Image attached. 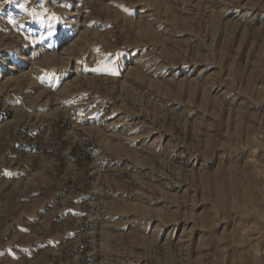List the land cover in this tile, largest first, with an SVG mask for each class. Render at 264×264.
<instances>
[{
	"label": "rangeland",
	"instance_id": "1",
	"mask_svg": "<svg viewBox=\"0 0 264 264\" xmlns=\"http://www.w3.org/2000/svg\"><path fill=\"white\" fill-rule=\"evenodd\" d=\"M0 264H264V0H0Z\"/></svg>",
	"mask_w": 264,
	"mask_h": 264
},
{
	"label": "bare ground",
	"instance_id": "2",
	"mask_svg": "<svg viewBox=\"0 0 264 264\" xmlns=\"http://www.w3.org/2000/svg\"><path fill=\"white\" fill-rule=\"evenodd\" d=\"M2 62V61H1Z\"/></svg>",
	"mask_w": 264,
	"mask_h": 264
}]
</instances>
